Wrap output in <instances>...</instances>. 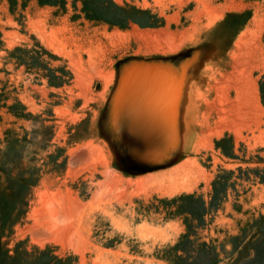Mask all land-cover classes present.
<instances>
[{"label":"rangeland","instance_id":"obj_1","mask_svg":"<svg viewBox=\"0 0 264 264\" xmlns=\"http://www.w3.org/2000/svg\"><path fill=\"white\" fill-rule=\"evenodd\" d=\"M0 264H264V0H0Z\"/></svg>","mask_w":264,"mask_h":264}]
</instances>
